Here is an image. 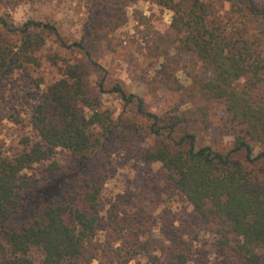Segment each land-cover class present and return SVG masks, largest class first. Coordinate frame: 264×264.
Returning a JSON list of instances; mask_svg holds the SVG:
<instances>
[{"label":"trees","instance_id":"obj_1","mask_svg":"<svg viewBox=\"0 0 264 264\" xmlns=\"http://www.w3.org/2000/svg\"><path fill=\"white\" fill-rule=\"evenodd\" d=\"M211 1L158 3L174 12L181 48L198 56L212 74L201 85L202 96L224 102L228 115L243 127L233 149L221 153L210 146L197 148L186 116H159L146 108L143 98L127 94L118 84L110 90L104 81L98 86L101 93H118L127 106L136 102L137 113L152 121L148 130L158 144L148 158L161 164L158 181L190 202L209 227L214 250L227 257L226 264H264V152L255 154L250 142L264 141V46L248 27L229 31L223 20L210 19ZM236 1L242 4V18L253 22L256 16L264 23V11L255 10V0ZM0 24L21 35L16 52L0 35V79L25 64L38 66L36 53L46 34L68 47L54 24L29 20L13 29L4 17ZM83 40L72 47L90 57ZM84 76V65L76 64L48 86L34 121L40 140L15 156H0V264H81L95 233L105 184L99 152L115 126L110 114L99 110L101 100L87 88ZM78 104L91 109V116L79 114ZM58 148L68 152L65 164L53 161L41 167V178L23 174L52 160ZM39 196L40 202L31 204ZM111 220L122 236L114 264H130L138 256H146L149 264H166L148 255L149 241L139 239L131 221ZM177 258L185 264L189 257Z\"/></svg>","mask_w":264,"mask_h":264},{"label":"rangeland","instance_id":"obj_2","mask_svg":"<svg viewBox=\"0 0 264 264\" xmlns=\"http://www.w3.org/2000/svg\"><path fill=\"white\" fill-rule=\"evenodd\" d=\"M158 1L0 0V17L10 27L22 28L29 20L51 23L68 46L46 34L45 45L36 53L38 66L25 64L0 79V156H15L40 140L34 121L46 89L76 64L84 65L87 88L97 92L99 110L108 112L115 126L99 152L105 171L102 212L81 264L116 263L122 236L114 230L111 217L131 221L139 239L149 241L148 255H156L166 264H179L180 254L188 255L185 264L228 262L214 250L209 227L185 196L158 181L161 164L148 158L158 144L148 130L152 121L137 113L136 102L127 106L118 93H101L98 86L104 81V88L110 90L118 84L127 94L143 98L146 108L159 116H186L187 131L196 136L197 148L210 146L227 153L235 147L243 127L228 115L224 102L202 96L201 85L212 74L198 56L181 48L173 26L175 14ZM233 1L237 4L212 0L209 18L223 20L229 31L248 27L264 46L263 21L256 16L253 22L242 18L241 2ZM255 10L264 11V0H255ZM0 35L18 50L20 33L9 32L0 24ZM82 40L90 57L72 47ZM77 111L87 117L92 114L82 104ZM250 142L255 154L264 152V141ZM67 157L68 152L58 148L52 160L23 174L41 178V167L53 161L65 164ZM36 199L31 204L41 197ZM130 264H149V260L138 256Z\"/></svg>","mask_w":264,"mask_h":264}]
</instances>
